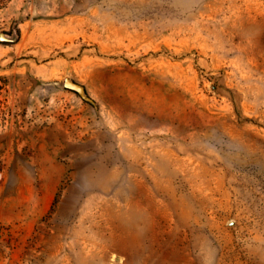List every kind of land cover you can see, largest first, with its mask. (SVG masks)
Listing matches in <instances>:
<instances>
[{"label": "rangeland", "instance_id": "obj_1", "mask_svg": "<svg viewBox=\"0 0 264 264\" xmlns=\"http://www.w3.org/2000/svg\"><path fill=\"white\" fill-rule=\"evenodd\" d=\"M0 264H264V0H0Z\"/></svg>", "mask_w": 264, "mask_h": 264}, {"label": "trees", "instance_id": "obj_2", "mask_svg": "<svg viewBox=\"0 0 264 264\" xmlns=\"http://www.w3.org/2000/svg\"><path fill=\"white\" fill-rule=\"evenodd\" d=\"M82 93L86 94L87 95V90L85 87H83V90H82Z\"/></svg>", "mask_w": 264, "mask_h": 264}]
</instances>
